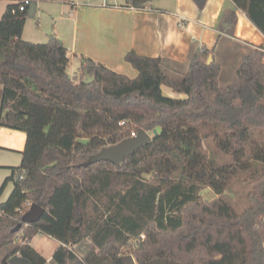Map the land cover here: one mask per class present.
Returning <instances> with one entry per match:
<instances>
[{
    "label": "trees",
    "instance_id": "1",
    "mask_svg": "<svg viewBox=\"0 0 264 264\" xmlns=\"http://www.w3.org/2000/svg\"><path fill=\"white\" fill-rule=\"evenodd\" d=\"M231 1L219 31L234 35L240 9L264 34V0ZM194 2L202 9L207 0ZM27 15L15 2L0 19V126L27 135L22 161L0 189L14 184L0 202V264L17 254L45 264L30 244L38 234L61 242L55 264H126V254L136 264H264V45L242 56L225 86L216 47L206 46L191 48L185 72L131 50L134 78L81 56L75 79L56 34L45 43L22 37ZM156 126L162 131L120 164L83 165ZM240 175L249 186L242 211L227 195ZM206 189L216 196L205 199ZM32 203L44 214L15 230Z\"/></svg>",
    "mask_w": 264,
    "mask_h": 264
},
{
    "label": "crops",
    "instance_id": "2",
    "mask_svg": "<svg viewBox=\"0 0 264 264\" xmlns=\"http://www.w3.org/2000/svg\"><path fill=\"white\" fill-rule=\"evenodd\" d=\"M2 1L3 16L8 4L20 0ZM34 1L41 0H32L28 5L27 18L36 12L31 8ZM46 3L52 6L48 14L53 25L45 29L62 40L70 61L77 59L80 65L81 56H87L132 78L138 75V71L125 59L131 50L140 55L160 56L178 62L180 65L176 68L185 72L191 48L206 46L216 47L215 57L222 65L221 84L225 86L232 81L240 59L250 47L264 45V34L240 9L236 10L234 35L219 31L218 24L224 12L235 8L231 0H207L202 9L194 0H151L144 8L130 5L129 0H47ZM22 37L31 39L26 27ZM225 70L229 75L223 82ZM162 89L168 96L185 97L168 86ZM3 94L4 86L0 84V114ZM26 140L25 132L0 126V189L11 175L12 167L20 165ZM8 183L10 181L6 185ZM4 190L0 202L7 200L12 192L10 190L5 195ZM30 244L46 259L45 264H55L52 258L61 245L60 241L38 234Z\"/></svg>",
    "mask_w": 264,
    "mask_h": 264
},
{
    "label": "rangeland",
    "instance_id": "3",
    "mask_svg": "<svg viewBox=\"0 0 264 264\" xmlns=\"http://www.w3.org/2000/svg\"><path fill=\"white\" fill-rule=\"evenodd\" d=\"M47 0H41V1H34L33 4L31 5L32 9H36V12L32 14V16H28L27 21H26V32L28 36H30L28 39L29 41L33 42H39V43H45L49 39V35L51 34L47 29L45 28H51L53 25L52 18L49 16L48 11L50 4L46 3ZM3 8V1L0 2V18H2V13L1 10ZM39 18H41V23L39 22ZM40 24V25H39ZM46 30V31H45ZM36 40V41H35ZM253 47H250L252 49ZM79 61L77 59H71L69 66L67 68L68 73L70 74L71 77L75 79L80 78V71H79ZM227 75H229V71L225 70L224 75L222 77L223 82L226 81ZM207 147H205L206 149ZM245 176L240 175L237 180L233 181L231 183V190L227 191V195L229 196V199L231 202L235 205L234 207L242 211L246 208V203H245V193L248 190L249 186L248 184H245V181L243 180ZM13 182L10 181L5 187L4 194L7 195L10 190L13 188ZM203 197L207 200L213 199L216 195L212 190H204L202 192ZM80 253H83L82 249H79ZM127 255V254H126Z\"/></svg>",
    "mask_w": 264,
    "mask_h": 264
},
{
    "label": "water",
    "instance_id": "4",
    "mask_svg": "<svg viewBox=\"0 0 264 264\" xmlns=\"http://www.w3.org/2000/svg\"><path fill=\"white\" fill-rule=\"evenodd\" d=\"M213 60V55L209 57V62ZM93 81L91 75H86L84 82L89 84ZM162 131L161 126H156L152 131L140 130L136 136H132L122 140L117 144L105 146L100 151L91 155L84 163V166H89L101 160L111 161L120 164L126 157L134 154L142 146L149 143L154 135ZM45 208L37 203H32L30 208L23 214L22 220L15 230H19L23 223H34L38 221L44 214ZM126 264H136V260L132 254L122 256ZM10 264H32L30 260L17 254L10 258Z\"/></svg>",
    "mask_w": 264,
    "mask_h": 264
},
{
    "label": "built area",
    "instance_id": "5",
    "mask_svg": "<svg viewBox=\"0 0 264 264\" xmlns=\"http://www.w3.org/2000/svg\"><path fill=\"white\" fill-rule=\"evenodd\" d=\"M18 2H19V10L20 11H24L25 10V7H27L28 5H30L31 2H32V0H20ZM136 135H137L136 132H132V136H136Z\"/></svg>",
    "mask_w": 264,
    "mask_h": 264
}]
</instances>
